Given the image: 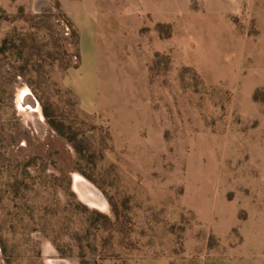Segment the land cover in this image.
I'll use <instances>...</instances> for the list:
<instances>
[{"label":"rangeland","instance_id":"1","mask_svg":"<svg viewBox=\"0 0 264 264\" xmlns=\"http://www.w3.org/2000/svg\"><path fill=\"white\" fill-rule=\"evenodd\" d=\"M141 6L89 71L62 0H0V264L264 255V0Z\"/></svg>","mask_w":264,"mask_h":264},{"label":"crops","instance_id":"2","mask_svg":"<svg viewBox=\"0 0 264 264\" xmlns=\"http://www.w3.org/2000/svg\"><path fill=\"white\" fill-rule=\"evenodd\" d=\"M182 0H158V2L166 3L169 2L173 5L181 3ZM63 4L67 6L69 14L73 17V20L80 32H87L91 38V45L93 48V53L88 55L83 50L81 40V66L83 69L91 71L93 68H97L99 60L102 59V54L104 52L103 48L107 43V40L102 36L100 32V24L102 23V18L97 13V2L98 0H62ZM129 4V13H143L151 12L149 9L141 6L143 0H127ZM153 13V12H152ZM92 14V15H91ZM157 17L164 19L175 20L180 15L176 10V6L170 12H158L153 13ZM142 40L140 37L132 35L133 47L138 53V48H135V43ZM168 43H163V48H166ZM138 264H170L169 260L166 258L159 259H144L139 261ZM200 264H264V255L261 251L257 250H245L242 254L222 256V257H210L205 258Z\"/></svg>","mask_w":264,"mask_h":264},{"label":"bare ground","instance_id":"3","mask_svg":"<svg viewBox=\"0 0 264 264\" xmlns=\"http://www.w3.org/2000/svg\"><path fill=\"white\" fill-rule=\"evenodd\" d=\"M74 185H75V184H74ZM87 195H88V194H87ZM95 195H96V194H95ZM95 195L93 196V198L95 197ZM98 196H99V195H98ZM83 197H84V196H83ZM86 198H87V197H86ZM93 198H92V199H93ZM93 201H94V200H93ZM102 205H103V204H102ZM102 205H101V206H102ZM104 205H105V204H104ZM99 207H100V206H99Z\"/></svg>","mask_w":264,"mask_h":264}]
</instances>
